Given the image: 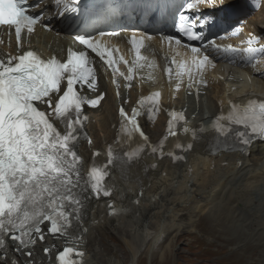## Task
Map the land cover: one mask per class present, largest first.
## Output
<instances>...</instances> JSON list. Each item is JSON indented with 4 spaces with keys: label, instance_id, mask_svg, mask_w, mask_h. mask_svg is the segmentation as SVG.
I'll list each match as a JSON object with an SVG mask.
<instances>
[{
    "label": "snow or ice",
    "instance_id": "1",
    "mask_svg": "<svg viewBox=\"0 0 264 264\" xmlns=\"http://www.w3.org/2000/svg\"><path fill=\"white\" fill-rule=\"evenodd\" d=\"M203 2L204 0H189L186 6L195 9ZM41 3L43 0H36L35 5H31L29 0H0V26L14 28L19 44L23 30L26 28L29 33L33 32L34 26L44 18L42 13L34 11ZM79 4L80 0H54L55 8L62 6L60 15L69 11L78 13ZM178 25L188 39H205L202 26H199V21L195 18L181 13ZM198 26L199 30L193 31ZM99 35L103 37L105 33L101 32ZM77 39L92 53L106 59L108 65L113 64L112 53L106 52L102 41L90 35H80ZM168 39L171 41L172 38ZM133 43H137L135 39ZM139 43L142 47V42ZM175 43L179 45L181 41L176 40ZM208 43L225 54L235 56L241 51L231 45L221 47L212 40ZM251 43L250 39L249 44ZM191 51V65L180 62L190 79L192 70L202 71L209 59L206 55L203 59L198 58L199 48L192 47ZM246 51L249 54L264 52V48L249 47ZM137 55L143 59L139 48ZM88 63L87 52L71 50L66 62L56 58L44 60L31 50L19 56H10L6 62L0 60V248H6L7 239L27 247L33 243L32 235L42 232L41 224L44 222L50 224V233L67 235L73 218L78 219L79 210L83 208L82 184L85 186L83 191H87L90 185L91 191L97 196L101 191L105 196L110 195L101 186L105 173L95 165L87 177L82 176V161L75 149L79 139L78 130L83 127V121L87 120V117L82 116V105L87 102L95 106L100 99L88 101L75 90L74 86L81 83L87 84L89 88L94 87L91 82L94 79L92 69L86 67ZM183 74V71L177 73L181 77ZM65 79L67 88L60 95V85ZM54 93L58 95L55 104ZM158 96L159 93H156L154 97L146 99L154 102ZM38 104H46L50 112L40 110ZM50 115L64 124L63 134L54 126ZM121 115L124 123L131 125L128 135L139 132L147 141L148 138L139 128L136 119L139 112L133 110L132 116L128 117L122 108ZM170 116L172 120L169 122L168 135L175 136L177 133L174 123L177 119L183 121L184 117L175 112H171ZM223 120L229 123H221ZM212 127L217 138L223 139L226 144L231 139L247 147L255 136H264V101L250 100L245 105L232 104L230 111L226 115L221 113ZM183 131L187 134L190 130L184 127ZM197 135L196 131H192L194 139ZM176 148L184 150V146L180 144ZM191 148L192 144L186 146L187 150ZM140 151L142 148L137 149V152ZM155 151L156 148H153V152ZM125 155L129 160L135 158L133 153ZM170 155L182 159L175 153ZM113 158L110 151L109 163ZM39 238L43 240L44 237L40 235ZM48 251L45 249V252ZM73 256L80 257L83 253L65 247L57 259L59 264H80Z\"/></svg>",
    "mask_w": 264,
    "mask_h": 264
},
{
    "label": "bare ground",
    "instance_id": "2",
    "mask_svg": "<svg viewBox=\"0 0 264 264\" xmlns=\"http://www.w3.org/2000/svg\"><path fill=\"white\" fill-rule=\"evenodd\" d=\"M261 10L262 12L248 19L245 33L260 37L264 42V15L260 16L264 11V1ZM248 14H252L250 10ZM49 35L51 36H48V41L50 43L53 41V45L48 44L45 47L46 51L55 50V48L59 50L63 44L66 46L67 40L63 37L56 38L53 36L55 33ZM241 35L238 34L234 39L238 40ZM157 50L162 51V48L158 47ZM214 61L218 63L216 70L224 76L232 74L222 70L224 63L230 61L235 65L243 63L240 57H223L218 54L214 56ZM152 66L155 65L152 64ZM234 74L242 85L239 90L230 91L223 82L209 79L211 88L215 89V101H211L214 108L213 115L221 106L220 99H226L227 96L235 99L238 95L264 93V80L261 79L264 76L259 69L242 68ZM159 76L158 82L163 81L161 75ZM100 77V89L107 92L106 100L103 102L105 118L102 121V127L108 133L104 139L110 141V137H114V130L110 129L116 119V102L111 87L104 81L105 75L101 74ZM177 95L180 100L184 98V92ZM169 96L166 92V100ZM190 101L187 108L190 119L206 121V115L209 113L206 114L203 107L197 111L195 100L190 97ZM181 103L183 107H186L187 102ZM179 104L180 102L177 105ZM151 127L153 126H147V129L152 136L156 137L158 132L164 129V122L160 120L154 130H151ZM99 138L94 141L93 147L103 146V139ZM91 147L85 144L81 148L85 160L104 161L101 155L103 151H100V155L93 157L94 150ZM205 148V143L198 145L196 153H189L187 160L177 166L165 161L146 159L135 167L111 168L109 178L101 183L103 190L110 191L108 196L103 195V191L97 196L91 191L90 185L87 191H83L85 186L81 185V199L84 204L81 218L84 232L81 243L87 242V232L91 229L94 237L88 243L92 253V264H110L111 260L106 259L109 254L115 256L120 263L126 264L130 256L122 246L127 240H132V243L136 242L139 245L148 238L153 243L159 240L154 250L155 253H159L163 248L162 244L177 225V229H180L183 235L187 234L186 231L190 227L204 230V235L211 238L210 244H214V240L217 239L220 241L218 250L227 248L228 245H235L229 254L235 259L234 264H264V199L255 201L254 198V200L250 198L252 194L256 193L260 196L259 191H264V144L253 145L248 157L240 154L208 155ZM251 157L253 158L250 159ZM226 161L227 165L224 167L222 163ZM153 163H157L154 168ZM223 169H228L224 174L227 176L224 181V176L219 178L221 175H216ZM81 174L84 177L88 176L85 169ZM244 181L247 182L243 184ZM232 182L237 185L235 186L237 189L228 188ZM95 209L98 214L93 220ZM102 214H104L103 221L100 218ZM193 215L198 217L197 221H192ZM117 217H128L131 221H145L151 226H145L142 223L138 226L141 228L140 233L136 234V229L126 230L122 225L124 223L115 224ZM181 220H185L186 224L182 228L180 227L184 224ZM177 221H179L178 224ZM195 238L197 237L194 235L193 239ZM170 248L171 244H167L159 254L160 256L158 255L160 264H171L173 258L169 253ZM12 251L13 249H10V254L5 258H2V251H0V264H21V258ZM41 251L40 249L39 254ZM25 259H35L36 262L39 260L35 256L30 259L25 257ZM87 264L90 263L87 262Z\"/></svg>",
    "mask_w": 264,
    "mask_h": 264
},
{
    "label": "rangeland",
    "instance_id": "3",
    "mask_svg": "<svg viewBox=\"0 0 264 264\" xmlns=\"http://www.w3.org/2000/svg\"><path fill=\"white\" fill-rule=\"evenodd\" d=\"M260 16H262V14ZM213 96H214V94H213L212 89L211 90L206 89L204 91V95L202 97V102H203L204 112L206 114L213 111V109H214L213 105L211 104V101H215ZM177 102H178V100H177ZM101 112H102V110L99 111L98 114L94 115L95 125L92 127V132L95 133V136H97V138L100 137L99 139H104V137L106 135H108V133L105 132V130H103V127H102V121L101 120L103 119L102 118L103 114ZM97 138H95V140ZM257 156H259V155H257ZM252 158L253 157H251L250 159H252ZM227 170L228 169H223L220 172L218 171L216 173V175L217 176L221 175V176H219V178L220 177L223 178L222 176H224V178H223V181H224V179H226V177H227L224 175L227 172ZM245 182H247V181H244L243 184ZM235 186H237V185H235L234 182H232V184L228 185V188H231V187L235 188ZM235 189H237V188H235ZM258 189H259V187H258ZM260 189H261V187H260ZM259 192L261 193L260 196H258L255 193V194H252L251 196L249 195L250 198H252V199L254 198L255 201H262L264 199V193H263L264 191L262 192V190H260ZM234 206H236V205L234 204ZM94 212H95V214L93 215V220L97 218V214H98V211H96V209L94 210ZM103 216H104V214H102L100 217L101 221L104 220ZM197 220H198V217H196V216L192 217V221H197ZM135 221L136 220L131 221L130 219H128V217H117L115 219L114 223L115 224L119 223V222L124 223L122 225L125 226L126 230L133 231L136 229V234L140 233L141 228H138V226H141L142 223L145 226H148V225L151 226V224L147 225V223L145 221H141V220L140 221L137 220L138 222L137 221L135 222ZM181 222L184 225H182L180 228H182L183 226H186L185 220H181ZM178 223H179V221H177V224ZM90 224H91V222H90ZM230 225H233V224H230ZM177 227H178V225L174 228V231L171 232V235L169 236V238L162 244L161 247H163V248L161 249V251H159V253L154 252V250L156 248L155 246L157 245L159 240L156 241L155 243H153V241L150 238H148L146 241H144L140 245L137 244L136 242H135V244L132 243V240L124 241V244L122 247H124V251L130 256L127 258L126 264H160L159 263V256L160 255L159 254L163 251V249L167 246V244H171V248L169 250V253H170V255H172V258H173L171 264H234L235 259L232 258L231 256H229V254H230L231 250L235 247V245H228L227 248H222V249L218 250V246L220 244V241L217 239V240H214V242H213L214 244H210L209 242H210L211 238H207L204 235V232H205L204 230L197 229L194 227H190V229H188L186 231L187 234L183 235V234H181L180 229H177ZM236 228H238V227H236ZM245 231L248 232L247 229H245ZM109 232H110V234H112L111 230H109ZM87 233H88L87 239H86L87 242L85 244V249L87 251L86 252V262H89L90 264H92L91 263L92 253L90 251V244L88 242H90V239H92V237H94V234L91 233V229ZM194 235L197 238L193 239ZM111 244H113V243H111ZM136 249H138V250H136ZM106 259H107V261L109 259L111 260L110 264H122L112 254L107 255ZM133 261H135V263H133Z\"/></svg>",
    "mask_w": 264,
    "mask_h": 264
}]
</instances>
